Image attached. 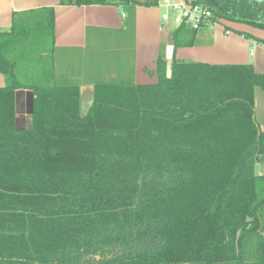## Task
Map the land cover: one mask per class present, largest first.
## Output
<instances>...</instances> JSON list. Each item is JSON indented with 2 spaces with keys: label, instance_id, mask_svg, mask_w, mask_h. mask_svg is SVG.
<instances>
[{
  "label": "trees",
  "instance_id": "obj_1",
  "mask_svg": "<svg viewBox=\"0 0 264 264\" xmlns=\"http://www.w3.org/2000/svg\"><path fill=\"white\" fill-rule=\"evenodd\" d=\"M206 4L264 31V0ZM54 35L53 8L16 13L0 32V264H264V74L173 58L156 84H97L83 114L80 88L55 84L54 62L31 56L49 43L52 57ZM19 90L33 94L25 128Z\"/></svg>",
  "mask_w": 264,
  "mask_h": 264
},
{
  "label": "crops",
  "instance_id": "obj_2",
  "mask_svg": "<svg viewBox=\"0 0 264 264\" xmlns=\"http://www.w3.org/2000/svg\"><path fill=\"white\" fill-rule=\"evenodd\" d=\"M61 3L62 0H0V32L12 29L16 13L53 8V82L64 85L69 81L79 82L80 85L77 86L80 88L81 100L83 97H86V100L88 97L93 99L95 86L109 83L97 81L95 71L97 55L103 53L106 47L110 52L118 53L116 60L106 59L103 63L112 65L114 61L116 71L111 77L121 80L119 84H156L162 67L161 62H166L169 77L173 58L182 62L213 65H251L257 73L264 74V31L248 25L222 21L220 25L201 29L193 35L174 34L177 29L166 33V25L162 23L161 8L158 5L75 6ZM232 26H238V29L235 28L239 31L238 35H233L230 29L234 28ZM244 34L250 35L251 38H246ZM178 37L192 38L193 45L176 46L175 40ZM251 41L257 44L252 46ZM170 48L173 49L172 59L168 58ZM0 85H6L5 77L1 73ZM263 95L264 90L256 89V119L264 131V108L260 119L257 118L258 99ZM16 103L17 122L26 127L31 126L32 92L19 90Z\"/></svg>",
  "mask_w": 264,
  "mask_h": 264
},
{
  "label": "built area",
  "instance_id": "obj_3",
  "mask_svg": "<svg viewBox=\"0 0 264 264\" xmlns=\"http://www.w3.org/2000/svg\"><path fill=\"white\" fill-rule=\"evenodd\" d=\"M158 6L163 9L162 23L174 25L176 29L199 31L222 22L215 18L208 4L200 0H159ZM251 44L255 46L257 42L251 41Z\"/></svg>",
  "mask_w": 264,
  "mask_h": 264
},
{
  "label": "rangeland",
  "instance_id": "obj_4",
  "mask_svg": "<svg viewBox=\"0 0 264 264\" xmlns=\"http://www.w3.org/2000/svg\"><path fill=\"white\" fill-rule=\"evenodd\" d=\"M201 2H204V3H207V0H201ZM163 12V9L161 8V13ZM234 28H230L233 35H238V26H232ZM236 28V29H235ZM166 33H169L171 31H174L176 29V27L174 25H166ZM49 43L47 44H44V46L42 48H37L35 49L34 53L31 54V56L34 58V59H42L43 60V63L45 62L47 65H48V68H49V65L51 62H54V56L50 57V53H49ZM128 53V52H127ZM129 54V53H128ZM118 56V53L115 51L113 52H110V50H108V47L105 48V51H103V53H100L97 55V58H96V63H97V66L95 68V71L97 73V81H101V82H114V83H119V81L121 80H118V79H113V74L114 72L116 71V68L114 67V61H113V64H108V62L106 63H103L104 60H109V59H112V60H116V57ZM78 61V60H77ZM103 63V64H102ZM112 76V77H111ZM122 82V81H121ZM59 85H64V84H61V83H58ZM68 85H80L79 82L77 81H69L68 83H66ZM65 84V85H66ZM0 86H4V85H0ZM84 98V97H83ZM81 100V112L83 114H86L91 106V103H92V99L90 97H88V101L84 98ZM258 116L257 118L260 119V116L262 114V110L264 108V95L259 96V99H258ZM17 126L18 128H25L26 126L23 124V123H18L17 122ZM255 173L257 175H264V163H257L256 166H255Z\"/></svg>",
  "mask_w": 264,
  "mask_h": 264
},
{
  "label": "water",
  "instance_id": "obj_5",
  "mask_svg": "<svg viewBox=\"0 0 264 264\" xmlns=\"http://www.w3.org/2000/svg\"><path fill=\"white\" fill-rule=\"evenodd\" d=\"M172 51H173V49L172 48H170L169 50H168V58L169 59H172ZM171 67V66H170ZM171 76V69L169 68V77Z\"/></svg>",
  "mask_w": 264,
  "mask_h": 264
}]
</instances>
